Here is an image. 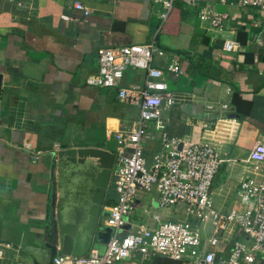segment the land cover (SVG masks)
Instances as JSON below:
<instances>
[{
    "label": "crops",
    "instance_id": "obj_1",
    "mask_svg": "<svg viewBox=\"0 0 264 264\" xmlns=\"http://www.w3.org/2000/svg\"><path fill=\"white\" fill-rule=\"evenodd\" d=\"M75 2L90 13L74 8ZM201 7L226 13L222 27L200 20ZM162 10L152 0H0V243L11 246L0 264L50 263L52 152L76 146L115 152V133L138 117V107L121 101L116 88L86 83L98 71L101 46L155 40L163 54L153 56L152 66L163 71L172 99L161 108L165 126L175 106L189 126L188 133L175 136L218 148L222 163L212 183L215 207L222 212L244 208L238 184L248 172L259 177L248 153L257 141L264 142V9L240 6L237 0L177 1L161 24ZM225 40L234 42L233 50L223 48ZM170 63L183 72L167 71ZM145 79V70L129 67L119 86H144ZM151 133L143 144L148 161L161 150L160 132L152 126ZM153 215L186 218L183 204L161 208L152 191L127 227L151 225ZM211 233L203 227L205 239ZM236 239L246 241L231 225L220 235L216 254L227 255ZM145 264L188 263L155 256Z\"/></svg>",
    "mask_w": 264,
    "mask_h": 264
},
{
    "label": "built area",
    "instance_id": "obj_2",
    "mask_svg": "<svg viewBox=\"0 0 264 264\" xmlns=\"http://www.w3.org/2000/svg\"><path fill=\"white\" fill-rule=\"evenodd\" d=\"M152 1L162 4L161 24L177 1L195 3V0ZM237 4L264 9V0H237ZM74 8L84 15L90 13L80 2H75ZM198 17L211 28H221L227 14L201 7ZM223 48L233 50L234 42L225 40ZM96 54L98 71L88 76L86 83L116 88L121 101L138 107V117L134 124L114 135L117 146L110 185L115 202L104 205L107 214L102 223L112 230L104 249L93 246L82 256L57 253L50 264H116L131 259L136 264H145L155 256L188 264H256L258 253L264 250V142L257 141L248 153V161L252 162L259 177L255 172H248L238 184V199L244 208L218 210L212 197V183L222 163L218 148L210 142L170 136L165 130L161 108L164 104H172V99L162 79L163 71L152 66L153 56L163 54L155 40L147 44L101 46ZM129 67L145 70L144 86H119ZM166 70L175 74L183 72L177 63L168 64ZM152 126L160 132L161 150L148 161L143 144L152 137ZM25 147L29 149L27 144ZM37 157L34 153L33 159ZM152 191L157 194L161 208L183 204L186 218L162 220L153 215V224H139L136 230H130L127 227L129 216ZM206 225L212 230L207 239L203 236ZM231 225H235L246 241L236 239L227 255H218L216 247L220 235ZM10 247L0 243V258Z\"/></svg>",
    "mask_w": 264,
    "mask_h": 264
},
{
    "label": "water",
    "instance_id": "obj_3",
    "mask_svg": "<svg viewBox=\"0 0 264 264\" xmlns=\"http://www.w3.org/2000/svg\"><path fill=\"white\" fill-rule=\"evenodd\" d=\"M52 156L46 247L51 260L57 253L82 256L96 244L104 246L111 235L102 217L107 214L104 203L115 152L101 146H76L53 151Z\"/></svg>",
    "mask_w": 264,
    "mask_h": 264
},
{
    "label": "trees",
    "instance_id": "obj_4",
    "mask_svg": "<svg viewBox=\"0 0 264 264\" xmlns=\"http://www.w3.org/2000/svg\"><path fill=\"white\" fill-rule=\"evenodd\" d=\"M200 60L203 59L200 58ZM168 120L169 121L168 124L165 126V130L170 136L183 135L185 133H188L189 126L186 125L184 121L180 119L179 110H176L175 106L171 107V110L169 111ZM114 202H115V195L112 191V185H110L104 205L110 206ZM256 264H264V250L263 252L258 253Z\"/></svg>",
    "mask_w": 264,
    "mask_h": 264
},
{
    "label": "rangeland",
    "instance_id": "obj_5",
    "mask_svg": "<svg viewBox=\"0 0 264 264\" xmlns=\"http://www.w3.org/2000/svg\"><path fill=\"white\" fill-rule=\"evenodd\" d=\"M178 206V205H177ZM180 206V205H179ZM97 246H100V244H96ZM104 247V246H103ZM100 248H102V247H100Z\"/></svg>",
    "mask_w": 264,
    "mask_h": 264
},
{
    "label": "flooded vegetation",
    "instance_id": "obj_6",
    "mask_svg": "<svg viewBox=\"0 0 264 264\" xmlns=\"http://www.w3.org/2000/svg\"><path fill=\"white\" fill-rule=\"evenodd\" d=\"M105 216H106V214H105L103 217H105ZM103 217H102V218H103Z\"/></svg>",
    "mask_w": 264,
    "mask_h": 264
}]
</instances>
